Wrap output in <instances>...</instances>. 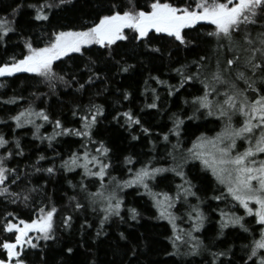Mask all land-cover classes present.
<instances>
[{
	"label": "snow or ice",
	"instance_id": "1",
	"mask_svg": "<svg viewBox=\"0 0 264 264\" xmlns=\"http://www.w3.org/2000/svg\"><path fill=\"white\" fill-rule=\"evenodd\" d=\"M0 13V92L9 85L15 89L12 96H0L5 113L0 117V206L5 209L0 264H73L81 253L56 245L72 231L75 214L89 212L97 221L93 243H106L104 237L114 241L108 243L113 259L98 261L95 249H86L83 264H141L148 245L121 225L131 228L130 222L139 224L144 216L126 204L127 195L147 197L156 210L150 218L171 229L165 233L170 245L165 252L175 259L160 264H264V0H13ZM59 20L67 23H53ZM140 56L149 63L166 59L169 77L177 80L169 84L150 71L144 84L152 102L146 109L159 110L161 100L156 88L147 87L149 80L166 88L170 98L185 97L183 115L173 113L172 127L156 133L171 146L161 157L170 161L166 167L154 163L155 155L134 167V155L97 138L105 109L89 95L91 89L99 81L105 87L94 95H105L110 77L101 73L127 74L137 67L129 62L133 57L144 64ZM53 96L61 103L69 99L66 106L79 127L66 126L44 106ZM130 98L127 91L120 97ZM24 100L28 103L21 106ZM112 120L131 141L141 139L134 128L153 135L131 109L118 110ZM45 125L52 126L50 135L42 133ZM24 129L50 149L60 137H75L79 147L66 158L56 152L32 162L16 135ZM149 143L154 154L157 143ZM117 161L121 175L113 174L120 171ZM56 177L67 184L60 189L67 198L63 209L57 207L62 199L49 192ZM210 213L218 219L209 240L198 234L208 230ZM80 227L94 225L85 219ZM231 236L244 241L239 256Z\"/></svg>",
	"mask_w": 264,
	"mask_h": 264
},
{
	"label": "trees",
	"instance_id": "2",
	"mask_svg": "<svg viewBox=\"0 0 264 264\" xmlns=\"http://www.w3.org/2000/svg\"><path fill=\"white\" fill-rule=\"evenodd\" d=\"M13 0H0V8L6 7L8 4H11ZM141 3H144V0H141ZM2 14V13H0ZM67 23L66 20L53 21V23ZM43 28H48L47 23L42 25ZM20 49H16V52L19 53ZM139 53L140 50L137 49ZM12 55L11 52L8 53ZM2 55V53H0ZM140 60L144 61V64L141 65L137 57H133L129 62L136 63L137 67L135 70L130 71L127 74L116 75L113 73L104 72L101 73L102 76L110 77L108 88L109 91L105 93V95L95 96L94 93L98 91V89H103L105 87L104 84L97 82L98 88L94 87L91 89L90 96L95 99L96 103L102 104L105 109V116L100 117L101 123L97 125V129L99 131L98 139L103 137L105 140L114 141L116 147L123 153V155H134L137 159V164L134 167H140L143 161L149 159L152 155H155L156 159L154 163L157 166H168L170 161H166L161 157L164 156V149L167 147L170 149V145H164L161 141V138L156 135V133L167 132L169 128L172 127V123L170 120V116L173 113H179L183 115L184 106L182 104V100L185 98L181 96L179 100L176 97H168L167 89L163 88L155 83V81L149 80V84L147 87L156 88L159 93L161 100L158 102L159 110L156 109H146L145 105L152 102V93L149 91L145 94L144 81L149 78V72L151 71L152 75H160L162 79L168 80L169 84L177 83L176 79H171L169 77V70L166 67L167 60L165 59L163 62L157 60L155 62L149 63L146 56H140ZM99 67H103V65H99ZM15 89L9 85V87L5 88L3 92H0V96H3V93L6 92L7 98L8 96H12L14 94ZM131 93V98L127 101L120 99L123 92ZM183 91V90H182ZM191 91V89H189ZM28 94L25 93V96ZM88 96H85L84 103H87ZM63 103L60 100H57L56 96H53L51 99L45 101V107L51 109V114L56 117L61 118L68 127H79L78 122L74 117H72L69 108L66 106L69 103V99L67 97L62 98ZM53 101H56L53 103ZM28 103L27 100L21 101V106H26ZM37 109L39 110V101L36 102ZM19 110L17 106H10ZM131 109L135 115L142 119L145 127H149L153 135L151 137L144 136L140 133L139 128H134L133 132L137 135H140L141 139L138 141H131L130 135L124 128L119 127L113 120L112 116L118 110L119 111H127ZM144 109V111H141ZM5 115L3 112V106H0V117ZM191 123V122H189ZM201 124H207V121H201ZM196 125H193V129L195 130ZM208 129H212L214 127L213 124H207ZM204 129L201 128V131ZM4 132H7V129H3ZM42 133L45 135H50L52 132L51 125H45L44 129H41ZM199 134V133H197ZM212 134V133H209ZM16 135L21 140L22 145H24L25 152L32 158V162L41 154L46 155L48 157H52L56 152L60 153L61 157L66 158L70 151H76L79 147L78 142L75 137H60L57 141H54L53 148H48L47 141L41 143L40 141H35L31 139V131L29 129L19 130ZM11 139V137H7ZM154 140L157 143V151L153 154L150 152L152 145L149 143V140ZM173 143H175V137H170ZM184 142L187 146H190V142L188 137L184 138ZM29 161L25 160V163ZM59 162V158L57 159V163ZM45 166H48L51 163V160L43 162ZM116 168L120 171H113L114 175H121V171L123 170V165L117 161ZM171 181L179 182L177 177L168 174ZM126 178V176L124 177ZM47 179V177H45ZM79 180V177H76ZM43 183V181H41ZM163 187V186H162ZM174 187V185H173ZM62 188H67L66 182H63L60 177L53 178L52 183L49 184V192L53 194L54 199L61 200L63 203H57V207L63 209V206L67 204V198L63 196V193L60 191ZM71 191V190H69ZM129 192H135L134 189H130ZM210 194V193H209ZM126 204L129 206H135L143 213L144 218L141 219L139 224L135 222H130L133 227L129 228L128 225H121V228H127L128 231L134 232L137 236H141V244L148 245V249L145 250V256L147 259H141V264H160V262L164 260L172 261L175 258L169 257L165 252V249H170V245L167 242L165 233H170L171 229L166 226V222H158L155 219L150 218L154 213L155 209L151 207V202L148 201L147 197H142L138 195H127ZM13 206H9L11 209ZM223 207V205H221ZM5 209L3 206H0V212H3ZM205 210L208 211V206L205 205ZM20 215L27 216V210L18 209ZM242 214V210L240 213ZM212 223L207 225V229L205 233H201L198 235L207 236L209 240L212 238L215 228V221L218 219L215 213H210ZM87 219L90 223L94 225L91 229H81V224ZM97 221L91 212L85 217L82 214H75V221L73 224V229L71 232H65L62 235V243L60 245H56L57 248L63 247L64 244H67L74 249H77L81 255L75 256L73 260V264H83L85 259L83 253L88 249L89 252H92L95 249V254L98 258V261L111 260L113 257L110 254V249L108 247V243H112L114 241H108L107 237H104L106 243L100 244L97 241L95 244L93 240L95 238V230H96ZM233 231V230H229ZM83 232V239L81 233ZM109 235L114 236V230L109 228ZM229 242H234L236 245L237 256L242 253L239 251V248L242 246L244 241L237 240L235 236L228 237ZM86 241V243H85ZM207 242V241H206ZM84 244V247H78L79 244ZM219 243V242H217ZM88 245H92V248H88ZM219 250H223L222 248ZM105 253H109L105 255ZM193 260L200 261V257L193 258ZM177 264H180L177 261ZM206 264V261L204 262ZM239 264V261H237Z\"/></svg>",
	"mask_w": 264,
	"mask_h": 264
}]
</instances>
